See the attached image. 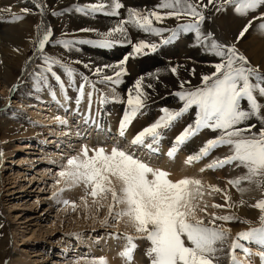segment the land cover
<instances>
[{"label": "snow or ice", "instance_id": "1", "mask_svg": "<svg viewBox=\"0 0 264 264\" xmlns=\"http://www.w3.org/2000/svg\"><path fill=\"white\" fill-rule=\"evenodd\" d=\"M35 6L41 10V15L47 7L40 3ZM209 6L215 8L217 13L231 8L240 17L252 14L235 37L237 41L245 36L255 21H259L255 25L259 31L264 32V10H261L264 9V0H160L152 10L128 8L127 18L121 19L107 32L97 33L101 37L98 40L77 41L109 48L114 43L121 42L111 39L114 34H120L127 40L125 25L154 36L167 33V36L159 41L161 45L176 40L181 33L194 34L195 45L215 58V62L209 65L212 71L201 74L197 85H191L187 80L182 81L179 90L171 93L178 98L179 106L175 109L160 108L161 115L136 132L129 141V147L145 150L149 156L160 155V145L166 131L180 122L186 114L192 115L190 110H194V118L183 125L163 155L169 160L173 159L182 145L207 129L214 135L205 139L198 151L188 154L184 164L190 166L198 163L213 150L226 147L225 155L212 158L200 168V172L206 169L215 171L226 165H234L236 169L241 170L240 174L226 181V185L239 194L240 199L237 201L232 200L227 186L223 189L216 185L207 186L209 195L220 193L224 201L223 204L213 203L211 207L231 214L221 215L215 211L208 213V205L204 202L206 186L200 179L188 176L172 179L169 171L154 167L139 158L135 151H128L116 145L110 150L104 147L90 149L82 145L79 152L69 156L56 172V190L51 199L74 209L75 203L61 200L60 196L66 190L82 186L84 194L80 199L85 209L88 207L87 199L91 197L98 211L104 206L103 201L110 198L107 203V215L101 224L107 227L111 221L116 224L123 221L130 230L119 236L112 235L113 239L124 240L122 250L118 253L123 264H132L137 239L148 244L143 253L147 264H248L247 258L253 253L241 243L242 241L259 246L260 264H264V103L260 102L264 100V71L258 66L253 67L247 57L238 51L235 43L220 42L214 38L212 32L205 34L201 31V25L206 19L204 12ZM122 7L119 0H111L108 5L97 0L95 3L73 5V10L85 16L98 13L118 16V10ZM20 11L27 13L30 9L22 8ZM0 12H8L11 15L9 22L22 18L12 14L10 8L0 9ZM58 14L61 13L52 12V15ZM168 18L177 21L175 27L154 26V22L161 24ZM80 31L89 32L93 29L82 28ZM52 35V30L48 28L39 33L35 41V50L39 52L43 65L39 74L40 81L43 87H49L45 73H50L59 86L60 94L67 99L65 84L52 69L54 65L60 66L69 77V85L73 83L71 78L75 73L60 59L45 55V46L50 42ZM127 42L131 45L129 55H143L155 52L158 48L156 43L144 40ZM57 43L69 48L73 42ZM129 55L124 56L116 65H105L113 72L112 76L103 74L101 68H97L93 75L100 78L101 82L121 83V78L127 75L126 62ZM170 71L173 75L177 73L175 67ZM81 81L75 98L76 104L78 106L84 98L87 86L92 89L86 94L88 107L91 109L94 82L87 76H81ZM143 87L141 77L128 89L123 116L119 120L117 130L121 138L125 137L133 118L145 107L147 94ZM15 88L16 85H13L9 91ZM49 94L55 99V93ZM104 99L101 94V104ZM55 119L67 125V121H60L59 117ZM88 119L86 114L85 123ZM253 191L259 194V198L248 204L244 196ZM245 204L257 210L256 226H251V221L232 212ZM232 222L249 227L231 236V229L224 225ZM237 250L243 255L238 257ZM86 264H107V261L104 257H98L87 261Z\"/></svg>", "mask_w": 264, "mask_h": 264}, {"label": "rangeland", "instance_id": "2", "mask_svg": "<svg viewBox=\"0 0 264 264\" xmlns=\"http://www.w3.org/2000/svg\"><path fill=\"white\" fill-rule=\"evenodd\" d=\"M158 1L160 2V0H153V3L151 0H119L123 5L121 16L112 18L111 21L116 20L119 22L121 19H126L124 17L128 8L140 11L152 10L159 3ZM39 2L47 6L44 10L49 17L48 28L53 33L50 42L45 46V55L60 59L67 67L73 69L75 75L72 79L77 84V91L79 84L82 82L81 76H87L90 81H93L95 89L93 90L91 109L87 107L82 111L69 108L62 110L63 106L61 104H64L65 100H61L62 103L59 106L51 98L38 99L32 86V77L29 74L31 72L22 73L21 71L25 69L24 64L34 55L36 51L35 41L38 34L45 30V26L44 24L42 25L37 11L28 5L23 8H28L30 11L27 13L20 11L18 16L22 18L15 22H9L11 21V15L8 12H0V60L7 63H0V264H86L87 261L98 257L110 259L111 264H123L118 253L122 250L124 240L123 238L113 239L112 235L119 236L121 233L129 232L130 230L124 229L122 221L119 224L111 221L107 227L101 224V221L107 215V203L110 202V198L103 201L104 206L97 211V206L93 204L91 197H88V207L85 209L80 199L84 194V189L80 186V188L73 187L70 190H66L60 196L61 200L75 203L76 207L74 209L58 203L56 200L51 199L52 193L56 190V172L61 169L69 156L79 152L82 145L90 149L104 147L106 150H110L113 145H116L131 151L127 149L125 140L118 139L109 132L104 133L99 128L98 113H96V108L98 107L97 95L101 97V94H103L104 102L108 103V101H114V98H116V96H111V94L107 93L109 88L118 92L121 91L124 98L121 100L116 99V103L120 106L121 111L124 112L128 89L134 86L137 78L146 76L143 78V90L147 96L145 107L142 110H154L153 116L155 115L158 118L161 115L160 108L175 109L180 104L178 98L171 95V93L179 90V85L174 83L176 76L171 73L170 69L172 67L167 62L175 63L176 61L184 60L183 57L188 55L185 51L190 48L194 54L192 57L195 58V63L200 68L211 69L209 65L215 62V58L206 53L201 47L196 46L195 41L190 46L187 38L182 34L176 40L161 45L159 41L165 38L167 33L162 36H154L129 25H125L127 40L133 43L140 40L156 43L158 45L157 50L143 55H129L131 53V45L115 34L111 39L121 42L114 43L109 48H101L88 43H77V41L98 40L101 37L97 33L107 32L101 27L98 32H94V30L82 32L80 29L84 28V26L75 27V23H78L75 14L78 15V13L73 10V5H83L90 2H86V0H39ZM12 3L13 0H0V9H9L8 5H12ZM53 7H57L53 11L61 14L52 15L53 11L51 9ZM65 9L67 11H64ZM226 12H231L229 14V16L232 15L230 19H228ZM13 14L17 15L16 13ZM204 14L206 19L201 25L203 33L212 32L214 38L220 42L235 43L238 51L247 57L253 67L258 66L264 71L262 68L264 66V32L259 31L255 26L259 21L254 22V25L249 28L244 37L238 41L235 39L243 24L247 22V19L251 18V13L246 17H240L231 8L217 13L215 8L209 6V9H205ZM78 16H82L86 20H92L95 24L104 22L102 19L110 17L102 13L88 16L79 14ZM22 20H26L30 26L21 27L23 25ZM180 22L182 23L183 21ZM168 23L171 24L165 26V24H155L154 22V26L171 28L175 27L177 21L174 18H169ZM239 25L240 29L236 30ZM88 26V29L93 27L90 24ZM27 35L29 37L32 35L31 45L22 57L23 59L19 60L20 57L15 53L21 46L22 38ZM190 35L194 34L190 33ZM57 41L73 43L70 44L69 48H64ZM121 47L122 49L120 50H123V54L118 59H116L117 57L115 60L112 59L111 53H114L116 48ZM120 50L118 51L120 52ZM13 55H15L14 58L12 57ZM126 55H129V59L126 62L127 75L121 78V83L101 82L100 78L93 75L97 68H101L103 69V74L112 76L113 72L106 68L105 65H112V63L116 65ZM192 57L186 59L189 64L194 63V58ZM76 61H79V63H76ZM254 62L257 63L255 66ZM5 65H9L10 69L8 70L12 74L10 80L3 78L4 71H8L4 69ZM85 65H88V67H85ZM34 67L37 70L34 74L42 86L39 74L43 65L40 59ZM148 67L152 68L147 69ZM52 70L61 80L60 66L54 65ZM45 75L48 79H52L50 73H45ZM156 78L158 79L156 80ZM48 83L49 87L45 88L42 86L44 91L55 92V84ZM197 84L199 83L191 85ZM13 85H16V88L10 92L9 89ZM148 85H151V87ZM6 86L8 88H4ZM185 87H188V85H185ZM89 90L92 89L86 86L85 98L82 99H87L86 94ZM260 102L264 103V100ZM190 113L192 115H190V119L188 118L187 122L194 118V110H190ZM86 114L89 116L87 123L84 121ZM55 117H59L60 121H67V125L58 122ZM182 127V125L179 126L177 130H182ZM63 131L67 133L61 135L60 133ZM70 132H72L71 135ZM174 135L176 134L174 133ZM205 135L210 138L214 134L205 129L191 138L194 140L197 151L203 145L202 142L207 139ZM174 137L171 138V141ZM48 139H53L52 142L55 143L47 145L46 141ZM182 146L171 160L167 159L163 154L149 156L146 153L144 157H141L140 150L132 151H135L139 158L149 162L154 167H160L161 165L163 167V164L167 165V169H170L171 165H174V167L180 166L181 170L178 175L181 176L194 167V164L186 166L184 164L186 157L183 159L180 157ZM222 148L223 151H227L226 147ZM218 149L222 150L219 147L214 152ZM183 154L187 156L189 152L183 151ZM234 169V172L231 173L232 175L226 178L227 180L240 174V171H238L240 169ZM171 173H174L173 170ZM195 173L197 174L196 179H200L206 186L204 202L208 205V213L215 211L221 215L231 214L225 210L211 207L213 203L223 204V196L220 193H211L209 195V189L207 188L209 183L202 178L200 171H195ZM222 181L225 183V178H222ZM216 184L223 189L219 180ZM249 194L255 195L258 193L253 191ZM232 212L238 217L251 221V226H256L258 218L256 213L248 216L241 215L234 209ZM224 226L231 229V236H235L236 232L246 230L249 227V225L239 222L227 223ZM135 243L137 244V249L134 251L132 264H147V258L143 255L144 250L148 246L147 242L137 239ZM241 243L249 247L253 253L247 258L248 263L260 264L259 246L243 241ZM236 254L238 257L243 255L239 250H237Z\"/></svg>", "mask_w": 264, "mask_h": 264}, {"label": "bare ground", "instance_id": "3", "mask_svg": "<svg viewBox=\"0 0 264 264\" xmlns=\"http://www.w3.org/2000/svg\"><path fill=\"white\" fill-rule=\"evenodd\" d=\"M90 2L92 3V1H94V3L97 1V0H86V2ZM101 2L105 3L106 5L110 4L111 0H101ZM151 2L153 3V0H151ZM159 2V1H158ZM36 3H40L39 0H13V3L12 5H8V8H10L11 10V13H16L17 15H19L20 13V9H22L24 6L28 5L30 6L31 8H33L35 11H37L40 19H41V23L42 25L44 24V28L45 30H47L48 28V15H47V12L43 9V14L41 15V10L40 9H37L36 8ZM150 3V2H149ZM56 5V4H55ZM151 7V6H150ZM147 8V7H146ZM57 9V7H53L51 9V11ZM229 10V9H228ZM227 10V11H228ZM119 12V15L118 17L121 16V9L118 10ZM76 13V12H75ZM231 12H226V15L228 17V19H230V17H232V15L229 16ZM127 14V13H126ZM126 14H125V17L124 18H127L126 17ZM79 15V14H78ZM77 14H75L76 16V19H78V23H75L76 26L75 27H81V26H84V28H87L89 27L88 24L92 25L93 27L90 28V29H93L94 32H98L100 27L104 30V31H108L109 28H114L118 22L116 21H111L112 18H116L117 16H110L109 18H104L102 20H104V22H99V24H95L92 22V20H86L85 18H83L82 16H78ZM240 18V17H239ZM211 19V18H210ZM236 19V18H234ZM110 20V21H109ZM212 20V19H211ZM23 21V25L21 27H29V23L26 22V20H22ZM169 21V18L168 19H165L163 22H162V25L165 24L166 25H169L171 23H168ZM86 23V24H84ZM240 29V25L238 26V28L236 30ZM44 30V31H45ZM13 31V30H12ZM25 33V32H24ZM182 35H184L186 38H187V42L190 43V46L192 44V42L194 41V35H190L189 34H184V33H181ZM9 35V34H8ZM117 35L119 38H121L123 41H124V38L120 35V34H115ZM13 36V34H12ZM26 38V39H25ZM25 39V41L23 42V40ZM21 46H19V48L17 49V56L20 57L19 60L23 59L22 57L26 54L29 46L31 45V41H32V35H27L26 37H23L22 40H21ZM127 42V40H125ZM124 41V42H125ZM223 42V41H221ZM16 44V43H15ZM118 46V45H117ZM122 49L121 48H116V51L114 53H111L112 54V59L115 60L118 59L121 54H123V50H120ZM195 49V48H194ZM197 49V48H196ZM46 50V49H45ZM107 50V49H106ZM120 50V52L118 51ZM198 50V49H197ZM118 51V52H117ZM188 55L187 56H184V60H181V61H176L175 63H172L171 61L170 62H167L169 65H171V67H175L177 69V73H176V80H175V84L176 85H180V83L184 80H187L190 82V84H196V83H199V78L201 76V74H205V73H209L212 71V69H203V68H200L199 66H197V64L195 63V58L192 57L194 54L192 53L191 51V48L189 50H186L185 51ZM39 52L35 51L34 55L24 64V68L25 69H22V73H27V72H31L29 73L30 76L32 77L31 80H32V86L34 88V92H35V96L38 98V99H48V98H51L54 102H56L55 104H61L62 101L61 100H65L66 102L64 104H61L63 107L61 108L62 110L65 109V108H69V109H75L76 111L78 110H84L88 107V101L87 99H82L80 104L77 106L76 104V95H77V84L74 82V80L72 79L73 83L71 85L68 84V80H69V77L65 75L64 71L60 68V75L61 77V82L65 84V95L67 97V99L64 98V96H62L60 94V90H59V86L57 85L56 81L53 80V79H48V82H51L53 84H55V89L56 91L53 92L55 93V99L53 98L52 95H50V91H44V88L40 85L37 77L35 76L34 73H36V67L33 68L34 65H37V61L39 60ZM255 56V55H254ZM13 58L15 57V55L12 56ZM188 57H192L194 58V63L192 64H189L188 61H186V59ZM256 57V56H255ZM113 60V61H114ZM197 60H200V59H197ZM256 60V59H255ZM4 63V64H7L6 61H2L0 60V63ZM209 62V61H208ZM213 62V61H212ZM257 63L254 62V66L256 65ZM112 65H115L114 63H112ZM6 70L10 69L9 68V65H5L4 66ZM257 67V66H256ZM149 68H152V67H148L147 69ZM262 68L264 69V66H262ZM3 69V68H2ZM3 69V71H4ZM159 71V70H157ZM156 71V72H157ZM155 72V74H156ZM191 73V74H190ZM152 74V73H151ZM154 74V76H155ZM11 72L8 71H4V76L3 78L5 80H10L11 79ZM146 77V76H145ZM143 77V78H145ZM159 78V77H158ZM156 78V80L158 79ZM164 78V77H163ZM147 79V78H146ZM123 83V82H122ZM14 84V83H13ZM170 85V84H169ZM133 87V86H132ZM130 87V88H132ZM4 88H8V86L4 87ZM129 88V89H130ZM107 93L111 96H116L115 100L114 101H108V103H103L101 104L100 103V96L97 95V100H98V107L96 108V113H98V119H99V128L102 129V132H109L111 133L112 136H115L117 137L118 139H123L127 142V149H130L131 151L134 150V149H131L129 147V141L130 139L132 138V136L138 132L139 130H141L143 127H146L147 125H149L150 123H152L156 117L155 115L153 116L154 114V110H142L141 113L136 116L135 118H133L131 124L129 125V127L127 128L126 130V134H125V137L124 138H121L119 135H118V125H119V120L122 118L123 116V112L121 111L120 109V106H118V104L116 103V99L117 100H121L123 97L122 95V92H118L112 88H109L107 90ZM128 94V93H127ZM85 98V97H84ZM146 100V99H145ZM95 105V103H94ZM52 106V105H51ZM60 106V105H59ZM155 108V107H154ZM153 108V109H154ZM264 111V110H263ZM80 112V111H79ZM160 114V113H159ZM187 115V114H186ZM184 116L180 122L176 123L171 129L167 130L165 135L163 136V139L161 141V145H160V153L163 154L168 145H170L171 143V138L174 137V133L177 134L179 130L178 127L179 126H183L187 120L190 119V115H187V116ZM142 117H144L143 119H141ZM141 120H140V119ZM189 118V119H188ZM139 119V120H138ZM97 121V120H96ZM150 122V123H149ZM173 131H175L174 133H172ZM67 132L66 131H63L61 132L60 134L61 135H64L66 134ZM72 134V132H70V135ZM205 137H209L207 135H205ZM48 141V142H47ZM46 141V144H54L52 141L53 139H48ZM118 141V140H117ZM202 142V141H201ZM203 143V142H202ZM199 149V148H198ZM222 150L218 149L216 150V152H214L215 150H213L210 155L204 159H202L200 162L198 163H194V167L193 169L189 170L187 173H185L184 175H181L182 177L183 176H188V177H192V178H195L197 177V174L195 173V171H200V168L203 167L207 162H209L212 158L214 157H222L223 155H225L227 153V151H223V148L221 147ZM137 150H140L141 152V157L145 156L144 154H146L145 150H141V149H137ZM183 151L184 152H189V154L197 151V147L195 146L194 144V140L191 139L189 140L188 142H186V144L184 146H182V149H181V152H180V157L183 159L185 156V154H183ZM193 151V152H192ZM219 151H223V152H219ZM139 152V153H140ZM145 152V153H144ZM163 152V153H162ZM221 154V155H219ZM147 156V155H146ZM168 159V158H167ZM166 161V160H165ZM167 162V161H166ZM177 162V161H176ZM18 163H20V161H18ZM179 163V162H178ZM169 164V163H168ZM177 164V163H176ZM170 165V164H169ZM167 165H164L163 164V167L162 165L160 166V168L164 169V170H167L171 173V171L173 170L174 173H171V178L172 179H177L179 177H181L180 175H178L181 170L180 166H177V167H174V165H171L170 169H167L166 168ZM235 166L232 165V166H229V165H226L225 167L223 168H219V169H216L215 171H212V170H205L204 172H201V176L203 179H206L207 182L209 183V185H216V182H218V180L222 183L221 186H223V188H225L227 185H226V181L227 179L226 178H229L232 174V172H234V169ZM176 171V172H175ZM207 171V172H206ZM237 171V170H236ZM238 171H241V170H238ZM220 172V173H219ZM221 178V179H220ZM222 178H225V183L222 181ZM220 185V184H219ZM228 187V192L229 194L231 195V198L233 201H237L240 199V196L239 194L235 191V189H232L230 186H227ZM75 188H78V187H75ZM80 188V186H79ZM247 196H244V199L247 201L248 204L250 203H254V200L256 198H259L258 197V194H255V195H250L249 193L246 194ZM237 213L241 214V215H248V216H252L253 214H257L258 215V212L257 210L253 209V208H250L247 206V204L245 205H242L240 206L238 209H234ZM123 222V221H122ZM122 226L124 227V229H128L126 226H125V223L123 222L122 223ZM136 259V258H134ZM107 261V264H111L110 262V259H106ZM249 264V263H248Z\"/></svg>", "mask_w": 264, "mask_h": 264}]
</instances>
